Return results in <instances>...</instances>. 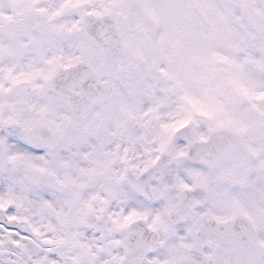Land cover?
I'll use <instances>...</instances> for the list:
<instances>
[{
    "label": "snow or ice",
    "instance_id": "snow-or-ice-1",
    "mask_svg": "<svg viewBox=\"0 0 264 264\" xmlns=\"http://www.w3.org/2000/svg\"><path fill=\"white\" fill-rule=\"evenodd\" d=\"M0 264H264V0H0Z\"/></svg>",
    "mask_w": 264,
    "mask_h": 264
}]
</instances>
